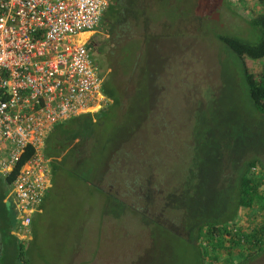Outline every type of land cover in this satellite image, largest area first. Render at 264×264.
<instances>
[{"label": "rangeland", "instance_id": "374dc122", "mask_svg": "<svg viewBox=\"0 0 264 264\" xmlns=\"http://www.w3.org/2000/svg\"><path fill=\"white\" fill-rule=\"evenodd\" d=\"M163 1L155 13L171 10L167 17L129 32L139 43L137 61L126 53L134 45L130 36L108 38L103 24L91 34L102 48L99 60L93 51L101 71L108 62H138V70L118 74L124 110L78 119L86 161L75 175L54 173L32 217L34 240L17 237L29 252L25 264H197L192 225L226 221L244 163L257 159L264 167V116L253 109L238 60L216 39L254 41L247 22L264 5L183 0L180 8L178 0ZM251 215L239 212L249 223ZM221 252L216 264H230ZM237 258L231 264H264V252Z\"/></svg>", "mask_w": 264, "mask_h": 264}, {"label": "built area", "instance_id": "2783aa9c", "mask_svg": "<svg viewBox=\"0 0 264 264\" xmlns=\"http://www.w3.org/2000/svg\"><path fill=\"white\" fill-rule=\"evenodd\" d=\"M105 8L106 0H0V173L17 170L9 195L20 239L31 236L32 217L51 187L47 136L110 104L90 46ZM85 32L90 36L77 41Z\"/></svg>", "mask_w": 264, "mask_h": 264}, {"label": "trees", "instance_id": "16d2710c", "mask_svg": "<svg viewBox=\"0 0 264 264\" xmlns=\"http://www.w3.org/2000/svg\"><path fill=\"white\" fill-rule=\"evenodd\" d=\"M167 1L172 3V0ZM178 1V5L181 4L180 8H183V0ZM165 3L163 0H151L150 3H148V0H106L102 24L107 27L108 38L114 37L122 40L127 35L132 38L129 33L131 30L141 27L148 28L150 22H154L155 19L167 17V13L171 10L160 15L157 12L155 13V11L160 12V8ZM248 4L258 10L264 5V0H248ZM247 23L256 38L254 41H246L240 37L222 34L217 35L216 39L238 60L253 109L259 115L264 116V12H260L254 18L249 19ZM132 39L131 42H134V45L130 46V50L124 52L131 54L133 61H137L140 57L137 55L139 43L136 39ZM93 51L96 52L98 60L103 56L102 48H93ZM124 52L122 51L123 55ZM107 57L106 55V61H109ZM257 63L261 64L259 72L255 71L254 68ZM96 65L99 68V63L96 62ZM106 66L107 70L103 68L101 71L99 68V77L102 92L110 100V104L98 114L107 115L109 113L112 115V113H117L118 110H124L122 104L127 99L123 98L124 94L118 86V74H124V71L131 73V70L133 71L135 68L138 70L139 64L137 62V64L128 67L125 64L122 68L118 64L113 67L108 62ZM140 70L146 72L144 68ZM144 73L140 75L143 76L141 79L148 76ZM136 80L139 87L140 83L138 79ZM87 115L79 116L55 126L47 136L43 154L51 162L52 177L59 168L75 175L74 167L77 168L78 164L86 161L87 152L84 150L86 143L82 138L79 139L77 121L80 117H86ZM31 153V149L26 150L19 166L29 158ZM258 166L261 170L264 169L257 159H251L250 162L244 163L235 187V201L231 210L233 214L228 216L226 221L207 220L192 225V227H195L196 232L191 241V249L197 264L218 263V259L222 254L221 250L227 255L226 259L229 260L230 264L232 257H238L237 261L241 262V257L246 252L251 254V260L255 255L264 252V215H261L260 218L256 216L260 210L263 211L264 209V191L262 190L264 174L257 178H253V173L250 176V170L252 172ZM16 172L17 170L12 171L6 178L0 173V264H25L23 256L24 254L27 257L29 255V252L23 251V244L14 234L17 231L18 222L16 213L12 208V198L9 191ZM242 209L249 210L252 213L253 220L250 223L239 216ZM11 211L13 214H11ZM255 216L256 218H254ZM30 229L29 242L35 238L33 220ZM233 264H235L234 260Z\"/></svg>", "mask_w": 264, "mask_h": 264}, {"label": "flooded vegetation", "instance_id": "af4514ba", "mask_svg": "<svg viewBox=\"0 0 264 264\" xmlns=\"http://www.w3.org/2000/svg\"><path fill=\"white\" fill-rule=\"evenodd\" d=\"M89 36H90V34L89 35L85 34L84 36H82V40H86ZM94 43H95V41L93 40V37H92L90 39V46H91L92 49L95 48Z\"/></svg>", "mask_w": 264, "mask_h": 264}, {"label": "crops", "instance_id": "0c3cea01", "mask_svg": "<svg viewBox=\"0 0 264 264\" xmlns=\"http://www.w3.org/2000/svg\"><path fill=\"white\" fill-rule=\"evenodd\" d=\"M51 183H52V182H51ZM50 189H51V187H50ZM50 189L48 190V193H49ZM48 193L46 194V196L48 195ZM46 196H45V198H46ZM45 198H44V200H45ZM44 200H43V203H44ZM43 203H42V205H43ZM42 205H41L40 209H38V212H41ZM32 220H33V219H32ZM30 228H31V226H30Z\"/></svg>", "mask_w": 264, "mask_h": 264}, {"label": "bare ground", "instance_id": "6f19581e", "mask_svg": "<svg viewBox=\"0 0 264 264\" xmlns=\"http://www.w3.org/2000/svg\"><path fill=\"white\" fill-rule=\"evenodd\" d=\"M81 36H82V35H81ZM78 38H79V37H78ZM78 38H77V41H79ZM81 39H82V38H81ZM79 42H81V41H79Z\"/></svg>", "mask_w": 264, "mask_h": 264}]
</instances>
